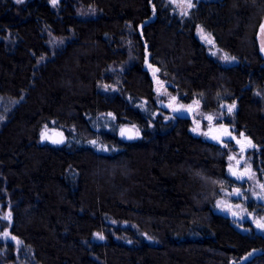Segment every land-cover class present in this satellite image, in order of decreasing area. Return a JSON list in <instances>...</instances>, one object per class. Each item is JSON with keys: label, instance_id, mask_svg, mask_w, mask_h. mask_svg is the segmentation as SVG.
<instances>
[{"label": "trees", "instance_id": "trees-1", "mask_svg": "<svg viewBox=\"0 0 264 264\" xmlns=\"http://www.w3.org/2000/svg\"><path fill=\"white\" fill-rule=\"evenodd\" d=\"M263 24L264 0L187 14L167 0H0V203L25 264H264V234L216 212L241 186L231 141L165 120L151 77L183 104L233 108L225 128L252 140L264 171ZM198 27L236 63L212 57ZM47 125L61 144L40 142ZM0 264H22L13 243L0 241Z\"/></svg>", "mask_w": 264, "mask_h": 264}, {"label": "rangeland", "instance_id": "rangeland-1", "mask_svg": "<svg viewBox=\"0 0 264 264\" xmlns=\"http://www.w3.org/2000/svg\"><path fill=\"white\" fill-rule=\"evenodd\" d=\"M31 0H12L18 5H24ZM52 8L58 7L61 0H46ZM172 4L176 11L181 14H187L200 1L191 0L192 7H188L187 0H167ZM197 37L207 47L208 53L219 61L222 65L230 66L236 63V59L227 53L223 52L215 43L213 36L204 28L198 27ZM259 39L262 49L264 50V24L259 32ZM227 57V59H226ZM154 81L155 91L158 95L161 115L165 120H176L188 108H196L195 112L190 116L192 123L191 133L195 136L202 137L212 142H223L224 139L231 141L230 156L228 159V173L232 178L241 185L230 190H224L222 197L216 204V212L228 215L235 220V224L249 233L264 234V228L258 227L264 225V171L260 167L253 164L252 151L256 149L252 140L244 134H236V132L225 128V121L229 119V113L233 110L230 106H224L223 110L219 112H205L201 109L199 102H192L189 105L183 104L179 101V97L173 95L168 90L169 84L162 81L156 73H151ZM231 108V111L229 109ZM226 111V112H225ZM209 117L211 119H209ZM129 128L134 131L135 139L140 138V131L131 125H125L124 129ZM58 134L63 139L65 138V130L62 128H55L53 126H44L40 133V142L42 144L51 143L53 137ZM10 207L0 203V228L3 225L5 228L0 231V241L6 243H13L18 253V260L25 264L30 260V254L27 252L20 253L22 250V243L19 239H15L9 230L11 222ZM248 225V228L245 226ZM101 237V236H100ZM99 237V238H100ZM3 254L8 258L6 251ZM23 255V256H22Z\"/></svg>", "mask_w": 264, "mask_h": 264}, {"label": "water", "instance_id": "water-1", "mask_svg": "<svg viewBox=\"0 0 264 264\" xmlns=\"http://www.w3.org/2000/svg\"><path fill=\"white\" fill-rule=\"evenodd\" d=\"M263 53H264V50H262ZM157 71L155 70L154 73H156ZM197 108V107H196ZM196 108H188L187 109V114H182L184 116H187L190 118V116L195 112ZM123 134H124V137L126 139H132L134 137V131L132 129H129V128H126L124 129L123 131ZM53 141L56 143V144H61L63 142V138L61 136H59L58 134H56L54 137H53Z\"/></svg>", "mask_w": 264, "mask_h": 264}, {"label": "snow or ice", "instance_id": "snow-or-ice-1", "mask_svg": "<svg viewBox=\"0 0 264 264\" xmlns=\"http://www.w3.org/2000/svg\"><path fill=\"white\" fill-rule=\"evenodd\" d=\"M18 2H23V0H18ZM53 2H55V0H53ZM187 4H188V7H192L191 0H187ZM226 59H227V57H226ZM229 111H231V108L229 109ZM209 119H211V118L209 117ZM258 227L264 228V225H259L258 224ZM100 238L102 239L103 237H100Z\"/></svg>", "mask_w": 264, "mask_h": 264}, {"label": "bare ground", "instance_id": "bare-ground-1", "mask_svg": "<svg viewBox=\"0 0 264 264\" xmlns=\"http://www.w3.org/2000/svg\"><path fill=\"white\" fill-rule=\"evenodd\" d=\"M184 114H187V112H184ZM184 116V115H183ZM124 131V130H123ZM123 136H124V134H123Z\"/></svg>", "mask_w": 264, "mask_h": 264}]
</instances>
